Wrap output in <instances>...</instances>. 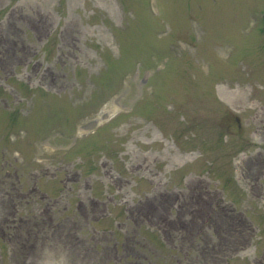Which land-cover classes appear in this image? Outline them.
Segmentation results:
<instances>
[{
	"label": "rangeland",
	"instance_id": "obj_1",
	"mask_svg": "<svg viewBox=\"0 0 264 264\" xmlns=\"http://www.w3.org/2000/svg\"><path fill=\"white\" fill-rule=\"evenodd\" d=\"M263 9L0 0V264H264Z\"/></svg>",
	"mask_w": 264,
	"mask_h": 264
},
{
	"label": "bare ground",
	"instance_id": "obj_2",
	"mask_svg": "<svg viewBox=\"0 0 264 264\" xmlns=\"http://www.w3.org/2000/svg\"><path fill=\"white\" fill-rule=\"evenodd\" d=\"M224 91V90H223ZM231 94H232V92H230ZM222 97L225 99V100H227V101H229V98H227L228 97V95L227 94H224V92L222 93ZM231 97H233V96H231ZM202 189H204V187H202ZM213 194V193H212Z\"/></svg>",
	"mask_w": 264,
	"mask_h": 264
},
{
	"label": "water",
	"instance_id": "obj_3",
	"mask_svg": "<svg viewBox=\"0 0 264 264\" xmlns=\"http://www.w3.org/2000/svg\"><path fill=\"white\" fill-rule=\"evenodd\" d=\"M261 16H262V22H263V28H264V11Z\"/></svg>",
	"mask_w": 264,
	"mask_h": 264
}]
</instances>
